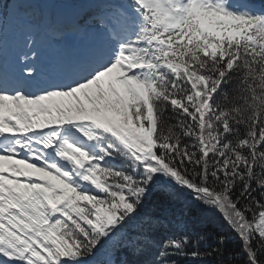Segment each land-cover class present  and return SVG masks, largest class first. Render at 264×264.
Instances as JSON below:
<instances>
[{
	"label": "snow or ice",
	"instance_id": "snow-or-ice-1",
	"mask_svg": "<svg viewBox=\"0 0 264 264\" xmlns=\"http://www.w3.org/2000/svg\"><path fill=\"white\" fill-rule=\"evenodd\" d=\"M217 258L264 264V0H0V264Z\"/></svg>",
	"mask_w": 264,
	"mask_h": 264
},
{
	"label": "trees",
	"instance_id": "trees-1",
	"mask_svg": "<svg viewBox=\"0 0 264 264\" xmlns=\"http://www.w3.org/2000/svg\"><path fill=\"white\" fill-rule=\"evenodd\" d=\"M204 230L209 234V241L208 244H212L213 241L211 240V236L214 235L215 233L221 231L222 229L219 228L218 226L214 225L213 223L208 222L207 220L204 221L203 224ZM236 241H233L230 243L229 248H232L235 246ZM201 249L205 247L204 244L200 245ZM217 264H220V259L217 258ZM225 264H227V261H225Z\"/></svg>",
	"mask_w": 264,
	"mask_h": 264
},
{
	"label": "rangeland",
	"instance_id": "rangeland-1",
	"mask_svg": "<svg viewBox=\"0 0 264 264\" xmlns=\"http://www.w3.org/2000/svg\"><path fill=\"white\" fill-rule=\"evenodd\" d=\"M205 220H207L210 223H213L214 225L218 226L221 228V222L218 217L215 216H208Z\"/></svg>",
	"mask_w": 264,
	"mask_h": 264
}]
</instances>
